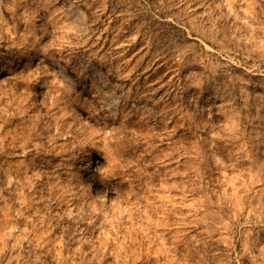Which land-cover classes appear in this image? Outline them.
Listing matches in <instances>:
<instances>
[{"label": "rangeland", "instance_id": "obj_1", "mask_svg": "<svg viewBox=\"0 0 264 264\" xmlns=\"http://www.w3.org/2000/svg\"><path fill=\"white\" fill-rule=\"evenodd\" d=\"M0 264H264V0H0Z\"/></svg>", "mask_w": 264, "mask_h": 264}, {"label": "bare ground", "instance_id": "obj_2", "mask_svg": "<svg viewBox=\"0 0 264 264\" xmlns=\"http://www.w3.org/2000/svg\"><path fill=\"white\" fill-rule=\"evenodd\" d=\"M70 9H74L76 12L78 11V9H76L75 6H70ZM55 68V72L57 73V76L60 78V81L62 83H65L66 85H69L71 87H78V83L75 81V79L73 77L70 76V74L64 70L61 66L59 65H54ZM88 70V69H86ZM94 79H96L99 84V88L104 92H106V95L108 97V102H107V107L113 111H117L118 110V106H119V99L118 97H116V91L114 89V87L112 86L111 82L106 79L104 76L100 75L99 76V80L98 81L97 77L95 75H92ZM120 98V97H119ZM111 101V102H110ZM85 186L89 189V190H93V192H91V194H93L98 200L101 201V203H104L106 200H108V197L104 194L103 191H101L100 189H98V187H94L89 180H85Z\"/></svg>", "mask_w": 264, "mask_h": 264}]
</instances>
